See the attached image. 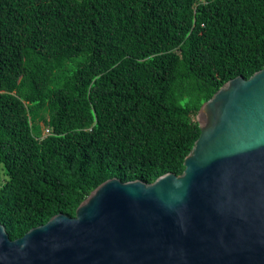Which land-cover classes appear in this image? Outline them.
Here are the masks:
<instances>
[{
	"label": "trees",
	"instance_id": "1",
	"mask_svg": "<svg viewBox=\"0 0 264 264\" xmlns=\"http://www.w3.org/2000/svg\"><path fill=\"white\" fill-rule=\"evenodd\" d=\"M263 67L264 0H0L10 238L75 216L110 178L181 174L203 103Z\"/></svg>",
	"mask_w": 264,
	"mask_h": 264
},
{
	"label": "water",
	"instance_id": "2",
	"mask_svg": "<svg viewBox=\"0 0 264 264\" xmlns=\"http://www.w3.org/2000/svg\"><path fill=\"white\" fill-rule=\"evenodd\" d=\"M196 117L181 174L110 178L14 240L0 222V264H264V67Z\"/></svg>",
	"mask_w": 264,
	"mask_h": 264
},
{
	"label": "rangeland",
	"instance_id": "3",
	"mask_svg": "<svg viewBox=\"0 0 264 264\" xmlns=\"http://www.w3.org/2000/svg\"><path fill=\"white\" fill-rule=\"evenodd\" d=\"M197 118V117H196ZM40 125H41V129H42V134H47V128H48V125L44 122V121H41L40 122Z\"/></svg>",
	"mask_w": 264,
	"mask_h": 264
},
{
	"label": "built area",
	"instance_id": "4",
	"mask_svg": "<svg viewBox=\"0 0 264 264\" xmlns=\"http://www.w3.org/2000/svg\"><path fill=\"white\" fill-rule=\"evenodd\" d=\"M51 132L50 128H47V134H49Z\"/></svg>",
	"mask_w": 264,
	"mask_h": 264
}]
</instances>
